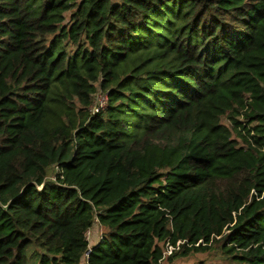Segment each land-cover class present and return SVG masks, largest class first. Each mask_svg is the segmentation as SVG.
<instances>
[{
  "label": "trees",
  "instance_id": "1",
  "mask_svg": "<svg viewBox=\"0 0 264 264\" xmlns=\"http://www.w3.org/2000/svg\"><path fill=\"white\" fill-rule=\"evenodd\" d=\"M210 251L264 264V0H0V264Z\"/></svg>",
  "mask_w": 264,
  "mask_h": 264
},
{
  "label": "built area",
  "instance_id": "2",
  "mask_svg": "<svg viewBox=\"0 0 264 264\" xmlns=\"http://www.w3.org/2000/svg\"><path fill=\"white\" fill-rule=\"evenodd\" d=\"M107 93L104 91V90H96V92L94 93V99H93V102L92 104L89 106V110L91 113H96L100 110H103L106 105H107ZM89 232L87 231V236H88ZM181 241H177L175 246H172L168 243H166L165 245V250H164V253L163 255H168L172 252L173 249L177 248L178 247V244L180 243ZM90 252V248L87 250V252L85 253V257L87 259V256H88V253Z\"/></svg>",
  "mask_w": 264,
  "mask_h": 264
},
{
  "label": "rangeland",
  "instance_id": "3",
  "mask_svg": "<svg viewBox=\"0 0 264 264\" xmlns=\"http://www.w3.org/2000/svg\"><path fill=\"white\" fill-rule=\"evenodd\" d=\"M92 233V232H91ZM88 234L87 238L90 243H92L95 239H97L98 230L95 229L94 235ZM214 251L205 252V253H196L187 258L176 259L173 264H193L195 262L203 261L205 264H213L215 260V256L213 255ZM167 264V263H164Z\"/></svg>",
  "mask_w": 264,
  "mask_h": 264
}]
</instances>
